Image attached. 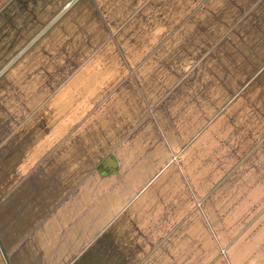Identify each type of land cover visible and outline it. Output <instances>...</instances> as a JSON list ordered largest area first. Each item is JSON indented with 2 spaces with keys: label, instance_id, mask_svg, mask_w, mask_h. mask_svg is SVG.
Instances as JSON below:
<instances>
[{
  "label": "crops",
  "instance_id": "1",
  "mask_svg": "<svg viewBox=\"0 0 264 264\" xmlns=\"http://www.w3.org/2000/svg\"><path fill=\"white\" fill-rule=\"evenodd\" d=\"M225 1L208 93L158 101L101 0H0V264H264V0Z\"/></svg>",
  "mask_w": 264,
  "mask_h": 264
},
{
  "label": "rangeland",
  "instance_id": "2",
  "mask_svg": "<svg viewBox=\"0 0 264 264\" xmlns=\"http://www.w3.org/2000/svg\"><path fill=\"white\" fill-rule=\"evenodd\" d=\"M68 1L69 4L75 0ZM101 1L105 3L104 12L111 22V26L106 27L105 38L114 42V50L119 54L115 59L106 58L105 66L127 69L122 83L133 82L135 75L132 68H135L140 73L136 76L137 81L151 83L146 96L158 101L167 97L177 99L192 93L193 89L206 88L212 61L209 54L215 50H224L223 39L228 31H225L224 15L230 13L227 12L230 8H227L225 0ZM218 36L220 43L215 45ZM250 42L247 39L241 44L236 40L231 48L234 52L240 51L242 46L255 49L257 45L250 47ZM162 84L165 91L159 97L161 92L158 87ZM194 84L197 86L194 87ZM208 90L209 87L203 91L208 93ZM138 93H141L139 89ZM139 98L142 102L147 101L145 96L136 94V99L132 97L131 102L137 103ZM147 110L149 115H153L152 107ZM88 162L90 167L95 164V156L88 155ZM258 221L250 220V225ZM261 221L260 225H264V220ZM243 224L247 225L244 220L234 222V225ZM205 244L202 242L201 247H205ZM219 254L223 257L225 250H220ZM152 264L162 262L153 256Z\"/></svg>",
  "mask_w": 264,
  "mask_h": 264
}]
</instances>
